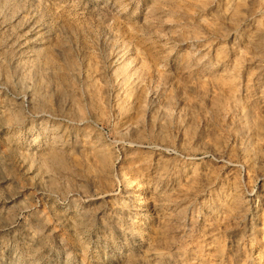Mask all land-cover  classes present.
I'll use <instances>...</instances> for the list:
<instances>
[{
	"label": "rangeland",
	"instance_id": "obj_1",
	"mask_svg": "<svg viewBox=\"0 0 264 264\" xmlns=\"http://www.w3.org/2000/svg\"><path fill=\"white\" fill-rule=\"evenodd\" d=\"M0 264H264V0H0Z\"/></svg>",
	"mask_w": 264,
	"mask_h": 264
},
{
	"label": "bare ground",
	"instance_id": "obj_2",
	"mask_svg": "<svg viewBox=\"0 0 264 264\" xmlns=\"http://www.w3.org/2000/svg\"><path fill=\"white\" fill-rule=\"evenodd\" d=\"M54 155V154H53ZM54 157V156H53ZM58 156H56V158H57Z\"/></svg>",
	"mask_w": 264,
	"mask_h": 264
}]
</instances>
